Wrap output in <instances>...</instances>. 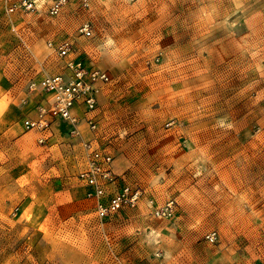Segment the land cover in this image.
<instances>
[{
    "label": "rangeland",
    "instance_id": "rangeland-1",
    "mask_svg": "<svg viewBox=\"0 0 264 264\" xmlns=\"http://www.w3.org/2000/svg\"><path fill=\"white\" fill-rule=\"evenodd\" d=\"M63 39L70 56L48 45ZM77 54L110 75L97 132L143 190L103 219L81 139L22 124L50 97L31 81ZM0 264H264V0H70L56 15L0 0Z\"/></svg>",
    "mask_w": 264,
    "mask_h": 264
},
{
    "label": "built area",
    "instance_id": "built-area-1",
    "mask_svg": "<svg viewBox=\"0 0 264 264\" xmlns=\"http://www.w3.org/2000/svg\"><path fill=\"white\" fill-rule=\"evenodd\" d=\"M70 0H5L6 11L11 15L17 12H35L44 10L56 15L65 3ZM82 6L88 7L92 0H76ZM78 30L83 35L91 34V25L84 21ZM49 47L59 56L66 57L72 49V42L63 39L57 43L48 42ZM66 72L44 74L38 80L30 83L31 90H41L50 94L49 104L38 106L36 117L23 120L28 130L36 129L49 132L51 122L61 118L71 125L70 134L73 138H81V116L76 112L82 108L84 120L89 128L96 131L99 126L98 95L101 84L110 81L109 73L101 68L93 67L82 59L71 58L66 61ZM53 119V120H52ZM45 137H40L44 142ZM80 166L77 176L87 186L86 195L93 200L99 218L107 216L125 207H136L143 190L128 182H121L119 174L114 170V155L109 147L97 137L80 140ZM153 202L152 199L149 200ZM173 201L169 200L164 206L156 208V215H167L172 211ZM215 232L207 234L210 240L215 239Z\"/></svg>",
    "mask_w": 264,
    "mask_h": 264
},
{
    "label": "crops",
    "instance_id": "crops-1",
    "mask_svg": "<svg viewBox=\"0 0 264 264\" xmlns=\"http://www.w3.org/2000/svg\"><path fill=\"white\" fill-rule=\"evenodd\" d=\"M93 1V0H92ZM92 1H91V3H92ZM35 12H45L44 10H39V11H35ZM29 13V12H28ZM83 23V22H82ZM81 23V24H82ZM80 24V25H81ZM51 41V40H50ZM52 51V50H51ZM68 56H70V54L68 55ZM70 58V57H69ZM71 58H79V59H82L85 63H87L86 62V60H85V58H84V56H82V55H75L74 57H71ZM68 60V59H67ZM66 60V61H67ZM66 61H65V64L62 66L63 68H64V72H66L67 71V69H66ZM88 64V63H87ZM88 65H91V66H93V67H98V68H101V69H104V68H102L100 65H98V66H96L95 64H93V63H90V64H88ZM105 70V69H104ZM109 83V82H108ZM108 83H102L101 84V91H100V93H99V95H98V101H99V109H98V119H99V124H100V121H101V119H102V117H103V113H102V108H101V101H100V95H101V92H102V90L104 89V87L108 84ZM50 101H51V98L49 97V98H46L45 99V101L43 100V104H45V105H47V104H49L50 103ZM76 112L81 116V124H80V129H81V138H79V139H89V138H92V137H97L99 140H101V138H100V136L98 135V129L96 130V131H93V130H91L90 128H89V126H88V124H87V122L84 120V118H82V116H84V113H83V111H82V108H77L76 109ZM37 114H38V107L35 109V110H33L32 112H30V113H28V114H26L25 116H24V118L22 119V124H23V120L25 119V118H28V117H32V118H34V117H36L37 116ZM53 120V119H52ZM57 122H61V123H63L64 124V126L66 127L65 129H66V132L68 133V135H69V137L71 136V134H70V130H71V125L67 122V121H65V120H63V119H61V118H55L52 122H51V125H50V131L49 132H47V131H45V132H41V131H38V130H36V129H30L31 131H34V134L35 135H37V139L39 140L40 139V137H45L46 139H45V141L47 140V141H52L53 139H55V134H54V130H55V128H54V124L55 123H57ZM54 123V124H53ZM23 126H24V124H23ZM84 127H87V131H85V128ZM25 128V127H24ZM72 137V136H71ZM75 139H78V138H75ZM40 141V140H39ZM44 141V142H45ZM102 141V140H101ZM41 142V141H40ZM114 170H115V168H114Z\"/></svg>",
    "mask_w": 264,
    "mask_h": 264
}]
</instances>
